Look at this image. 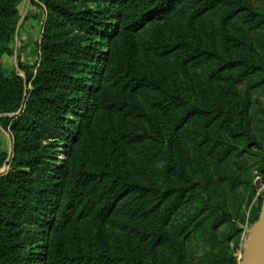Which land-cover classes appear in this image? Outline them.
Listing matches in <instances>:
<instances>
[{"label": "trees", "instance_id": "obj_1", "mask_svg": "<svg viewBox=\"0 0 264 264\" xmlns=\"http://www.w3.org/2000/svg\"><path fill=\"white\" fill-rule=\"evenodd\" d=\"M24 1L0 0V116L20 112L0 119V135L11 125L16 142L13 169L0 177V264H187L186 243L193 236L210 244L208 264H235L232 235L227 240L217 234L235 218L220 196L221 187L216 195L210 191L211 178L202 175L205 164L197 172L182 169L178 174L170 163L169 173L178 180L158 181L136 177L128 157L129 148L149 145L156 150L153 161L160 162L167 142L177 137L172 131L178 133L192 123L202 126L200 146H211L208 155L220 166L230 162L242 142L258 144L249 133L244 109L215 105L201 81L183 94L150 55L159 50L164 56L174 55L183 60V69L212 61L215 73L234 84L264 76L259 61L228 52L221 56L191 36L172 40L178 32L172 18L189 15L198 20L224 8L225 0H92L95 7L89 0H44L48 17L41 58L34 68L20 66L28 80L4 64ZM110 3L114 6L109 11ZM107 11L123 28L109 27L106 35ZM256 11L241 0L230 20L238 15L245 24L253 23L262 16ZM95 34L106 35V55L90 42ZM96 65L101 66L92 87L86 80ZM26 82H32L33 89L23 107ZM87 98L90 108L78 116L84 122L75 133L67 117L85 107ZM106 118L109 124L117 119V126L103 129L95 141L91 129L105 124ZM215 127L220 132L212 142ZM67 135L75 139L67 147L68 160L47 182L52 147L47 143ZM87 141L94 144L91 149ZM6 160L7 154L0 153V169ZM188 207L193 209L183 215ZM123 212L141 222L144 231L137 232L145 251L108 233L107 225ZM40 232L47 246L39 257L31 241Z\"/></svg>", "mask_w": 264, "mask_h": 264}, {"label": "rangeland", "instance_id": "obj_2", "mask_svg": "<svg viewBox=\"0 0 264 264\" xmlns=\"http://www.w3.org/2000/svg\"><path fill=\"white\" fill-rule=\"evenodd\" d=\"M88 2L91 7H95L92 0ZM225 2L226 8L212 11L195 21L190 20L189 15L183 20H178L177 17L172 18L174 28L178 31L172 35V40L178 42L183 38L180 35H184V37L191 36L192 41L215 50L221 56L228 52L264 64V0H243L263 16L250 24H245L238 15L230 20V16L239 7L241 0H225ZM113 6L110 3L106 8L110 11ZM178 9H180V6L170 15H175ZM106 14L107 19L104 21L106 35L111 31L108 30L109 27L123 28V25L120 26L119 21L115 20V14L108 11ZM47 17L48 10L44 0H25L20 7V19L17 24L16 35L10 43V54L4 58V64L8 71H16L25 80H28V75L20 66L23 63L34 68L40 60V44L45 33ZM106 35L95 34L91 35L90 38L93 46L98 48L103 55L107 53L108 41L105 40ZM121 36H123L122 32L117 37L116 43L118 46L121 44ZM177 36L180 38L177 39ZM160 53L163 52L159 50L150 55L154 56L156 65L159 66L162 75L164 74V77L183 94L187 95L189 88L193 87L197 81H201L209 91L215 105L227 103L233 108L240 106V109H244L245 123L249 133L256 137L258 144L249 146L250 139L242 142L243 144L239 146V152L231 158L230 162L220 166L208 155L211 146H200L204 138V136L202 137V126L192 123L178 133L172 131L177 137L173 141L167 142V153L164 154V158H160L158 163H155L152 159L156 152L152 146L129 148V166L138 178H153L158 181L166 179L169 181L168 179H170L173 181L178 179L175 173H169L170 163L176 165L178 174H181L182 169H184V172L188 170L197 172L200 165L205 164V171L202 175L205 177L210 176L212 183L210 191L216 195L217 190L221 187L223 195L220 196L226 201L230 212L235 218L233 224L221 227L217 230V234L220 238L227 240L232 235L230 246L235 264H243L247 244L259 220L264 203V76L249 77L244 83L234 84L230 80H223L220 78V74L215 73L216 67L213 66L215 64L212 61L204 59L194 67L183 69L180 66L184 65L181 58H176L174 55L164 56ZM100 66L96 65V70L87 76L86 83L92 87L98 81ZM31 71L36 75V69ZM212 73L215 75L213 78H211ZM32 89V82H26L23 107ZM89 101L90 98H87L86 103L88 104L85 107L78 110L74 116L67 117L70 121L71 131L83 124L84 119L78 116H84L88 112L90 108ZM19 114L20 112L12 115H2L0 119L4 116L13 118ZM115 121L117 119H113L109 124V120L106 118L105 124L102 122L99 127H92L95 141L97 138L102 137L103 129L116 127ZM167 123L169 125V120H167ZM171 128L174 129L172 122ZM78 130L76 129L74 132H79ZM219 132L220 129L217 127L212 129L210 132L212 142H215ZM73 140L75 141L67 135L47 143L52 145L51 155L47 161L49 166L46 167L47 173L45 174L47 182L53 176H58L56 169L67 162L69 154L67 147L73 143ZM15 143V134L11 125L7 129L2 128L0 153L7 154V160L3 168L0 169V177L9 174L13 169ZM86 145L87 149L94 146L89 141ZM260 146L261 148H259ZM202 179H204L203 176ZM192 209L193 207H188L184 212L183 210L181 212L185 215ZM141 227L143 226L138 218H132L131 213L129 215L123 212L107 225V231L115 234L116 238L120 240H129L133 245L140 246L139 249L143 252L145 251V245H141L140 236L137 232V229L144 231ZM33 230L36 233V227H33ZM45 236L44 233L40 232L31 241V249L39 257L43 251L42 248L47 246L43 241ZM146 251H149L148 247H146ZM185 251L187 264H208L212 250L208 242L193 236L187 241ZM168 252L171 251L166 253ZM37 264H43V262L38 261Z\"/></svg>", "mask_w": 264, "mask_h": 264}, {"label": "water", "instance_id": "obj_3", "mask_svg": "<svg viewBox=\"0 0 264 264\" xmlns=\"http://www.w3.org/2000/svg\"><path fill=\"white\" fill-rule=\"evenodd\" d=\"M243 264H264V203L259 220L247 244Z\"/></svg>", "mask_w": 264, "mask_h": 264}]
</instances>
